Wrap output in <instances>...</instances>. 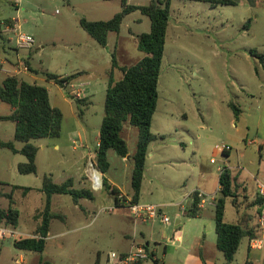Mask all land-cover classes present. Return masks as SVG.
<instances>
[{
	"label": "rangeland",
	"instance_id": "obj_1",
	"mask_svg": "<svg viewBox=\"0 0 264 264\" xmlns=\"http://www.w3.org/2000/svg\"><path fill=\"white\" fill-rule=\"evenodd\" d=\"M150 1L129 0V4L146 6ZM210 4L200 0H170V20L158 85L159 99L150 127L156 138L148 147L144 174L146 192L139 201L142 204L163 206L162 212L171 219V223L166 225L155 220L136 226L127 206V199L132 200L133 197L131 159L123 160L114 150H110V170L104 176L96 165L94 153L105 115L104 102L108 87L105 74L112 64V55L115 53L121 66H132L140 61L144 55L138 50V36L149 32L150 19L140 11L127 15L120 33H110L108 46L104 48L81 27L80 20L108 21L122 11L121 0H23L20 7L15 6L12 0H0V60L16 57L11 52V48L16 47V34L5 33L8 25L16 23L21 26V32L33 36L36 41L34 67L62 75L92 68L90 75L93 76L82 79L84 82H93L89 88L93 96L89 99L84 97L81 104L75 102V97L69 96V89L57 88L42 80L38 82L49 89L53 106L62 111L64 118L59 138L33 141L39 148L36 173L20 174L18 164L26 157L0 147V209L8 210L9 195H12V207L20 213L17 227L0 222V228L15 232L12 236L0 237V264H39L41 260L50 264H110L109 254L127 252L135 234L137 243L149 242L148 249L155 251L161 262L181 264L177 255L182 252V248L177 249L178 243L171 246L166 240L173 238L175 230L184 224L185 247L200 244L197 227L205 225L208 228L214 221L215 208L209 203L205 206V223L200 225L199 221L188 223L187 216L180 214V207L174 203L197 187L198 183H202L200 178L205 174V168L216 169L222 165V161L212 154L213 150L231 144V140L237 136L241 137L236 128L242 126L239 121H235L234 126L225 111L219 116L213 113L215 108L211 94L215 90L223 96L224 88L234 92L231 84L234 77L219 65L217 70L220 80L214 81L202 63L206 60L208 46L224 44L226 49L217 61L221 63L233 55L231 59L239 65L241 52L238 55L231 52L240 47L237 30L244 9L225 6L211 12ZM226 12L231 13L235 22L234 26L230 25L224 31ZM8 38H12L13 42H9ZM19 53L26 56L27 52ZM246 67L252 68L249 65ZM122 76L119 70H115L114 79L118 80ZM75 86L85 90L84 85ZM256 86L257 83H254L253 89ZM10 108L0 101V117L7 115ZM201 113L207 114V120L215 127L209 137L206 130L198 128L202 120ZM244 119L248 118L245 116ZM122 137L127 142L129 154L133 155L139 140L138 128L125 124ZM0 138L13 142L15 146L23 144L15 140V124L10 121L0 120ZM249 138H252V130ZM242 144L245 146L244 140ZM247 150L258 154V148ZM211 159L217 164L212 165ZM94 170L102 174L100 187L94 186L91 175ZM45 175H52L58 184L72 178L76 189L92 191L95 199H81L76 204L70 195L53 196L52 212L56 218L51 222L45 251L34 253L16 249L14 241L34 237L40 225L46 204V195L41 191ZM104 177L123 190L113 187L109 182L123 195L125 201L120 203L122 207H116L117 195L106 190ZM15 186L31 187L32 190L23 193L21 189H13ZM188 201L189 198L183 203L186 213L191 206ZM232 212L234 210L229 207V217ZM178 215L182 217L179 219ZM261 237L263 249L256 251L255 255L264 258V235ZM166 244L167 256L164 254ZM247 250V239H244L232 264H245ZM208 257L212 258L214 264L225 262L223 254L214 248L209 251Z\"/></svg>",
	"mask_w": 264,
	"mask_h": 264
},
{
	"label": "trees",
	"instance_id": "obj_2",
	"mask_svg": "<svg viewBox=\"0 0 264 264\" xmlns=\"http://www.w3.org/2000/svg\"><path fill=\"white\" fill-rule=\"evenodd\" d=\"M213 5H235L231 0H204ZM122 11L108 21L80 20L81 27L100 46L106 48L110 33L119 34L124 18L140 11L150 19L149 32L139 34L138 50L144 57L132 66L119 65L115 53L112 55V68L108 72V87L105 99V115L100 126L99 145L96 151V165L100 172L106 176L110 170L108 152L114 150L122 159L130 157L133 163L131 185L133 190V203H139L142 184L145 174L148 147L155 140L151 128L153 117L157 110L159 92L158 85L161 75V66L165 54L167 30L170 20V0H151L146 6H134L129 0H121ZM260 60L264 55L255 54ZM115 70H119L123 77L114 79ZM81 73L67 77H61L52 73H45L49 81L57 85L71 83ZM0 101L8 104L12 112L8 116L0 117L2 121H10L15 124V140L23 143L19 150L13 142L2 141L0 147L11 150L15 154H21L27 161L18 164V172L22 175H31L37 172V154L39 148L33 144L38 139H57L61 136L63 113L51 105L48 90L36 84H30L20 80L17 76H7L0 84ZM78 104L82 100H76ZM235 116H239V110L232 105ZM125 124L138 128L139 140L135 153L130 156L126 140L122 137ZM219 197L215 200V226L217 234V249L223 254L225 264H232L239 250L243 238L248 237L252 241L254 235L246 231L241 224H229L225 222L226 201L235 197L234 179L228 169H224L220 175ZM104 186L116 196L117 207L119 204V190L111 187L108 179L104 177ZM13 189H21L23 193H29L32 188L15 186ZM41 191L46 195V204L41 215V222L34 237L23 238L14 241V247L22 251L43 253L50 233L51 222L56 218L52 212V199L55 195H70L78 204L81 199L94 201L95 196L90 190L76 189L74 179L70 178L62 184L55 183L52 175H45ZM10 207L8 210L0 209V222L8 223L14 227L19 224L20 213L14 209V200L9 195ZM260 206L262 200H260ZM201 199L198 193H194L193 201L187 211L189 218L201 216ZM149 246V242H146ZM203 264L205 260L201 257ZM39 264H50L41 260ZM246 264H251L247 262ZM264 264V263H263Z\"/></svg>",
	"mask_w": 264,
	"mask_h": 264
},
{
	"label": "crops",
	"instance_id": "obj_3",
	"mask_svg": "<svg viewBox=\"0 0 264 264\" xmlns=\"http://www.w3.org/2000/svg\"><path fill=\"white\" fill-rule=\"evenodd\" d=\"M231 1H233L235 5L210 4V10L211 12H215L220 7L225 6H236L237 8L242 7V9H244L241 12V21H239V28L237 30V40L240 42V47L234 48L231 52L234 55H238L239 52H241V56H239V65L237 66L233 62V59H231L233 55L230 59L223 60V62L221 63L217 61L219 58H222L221 52L226 49L224 48V44H214L208 46L206 50V60L203 61L202 64L206 68V72H208L211 77H214V81L220 80L219 71L217 70V67L219 65H221L223 68H226L227 73L232 74V76L234 77L231 82L232 86L234 87V92H229L228 89L224 88V94L223 96H220L214 90L213 94H211V97L213 101L212 105L215 108L213 110L215 116H219L220 114H222V112L225 111L230 115V122L233 125L235 124V121H239L242 123L241 127L237 126L236 128L237 133H241V137L237 136L235 140H231V144H224L232 148L230 152L223 153L220 149L215 148L212 154L222 161V165H219L216 169L205 168V174H202V178H200L202 183H198L197 187L192 189L190 192H187L180 200H178V202L174 204L180 207V214L187 216V213L185 212V208L183 206L184 201L189 198L190 201L188 202L192 203L194 193H196V191L198 190L203 191L205 193V202L203 204H200V208L202 211L201 216L198 218H189L187 216V219L188 223L194 221H199V224L205 223L203 218L205 206L209 203V205L215 208V200L219 197V191L221 188L219 184L221 169H228L234 179L235 197L229 198L226 201L225 222L232 225L241 224L246 231L252 232V234L254 235V239H262L263 241V238L261 236L264 235V233H259L257 230V217L260 211L259 202L261 200L259 196V185H264V60H260L255 54L264 55V4L261 5V3H259L257 0ZM225 14L226 16L224 17V19L226 21V29H224V31H227L230 25L234 26L235 18L232 17L230 12H226ZM5 35H3V37H5ZM8 41L13 42L12 38H8ZM34 47L26 51V56H21L19 51L15 47L11 48V52L15 53L16 57L14 56L9 57V59L0 60V78L2 77V79H0V84L7 76H17L20 80L26 81L30 84L41 86L38 82H41L42 80V82H49V84H53L57 88H61L54 81H49L46 78L45 73L52 72L44 70L43 68H37L33 66V60L35 56L34 52L36 51L34 50ZM43 50L44 46L42 47V51ZM106 57L109 62V55L107 54ZM240 63L242 65H240ZM24 65L28 67L27 72L23 70ZM248 65L252 66V68L246 67ZM111 68L112 64L109 69L106 70L107 72L105 75L107 77L108 72L111 70ZM91 70L92 68H87L83 71L74 73H81V75L72 80V84L74 85L77 84L80 86H85V97H87V99H89L90 96H93V91H89V88H91L93 82H84L82 81V79L83 77H93L92 74L90 75ZM52 74H56L61 77L74 75H62L59 73ZM254 83H257L255 89H253ZM46 89L48 90L50 97L49 102L53 106L51 102L52 97L50 95V91L48 88ZM251 92H254L255 94ZM248 93L252 95H249ZM232 105L236 106V108L239 110L238 117L235 116ZM11 112L12 108H10V112L4 116L10 115ZM245 116L248 118L247 120L244 119ZM201 119L202 120L198 128L202 131L206 130L208 134L207 136L209 137L210 134L214 132L215 127L207 120V114L204 115L203 113H201ZM250 129L252 130V138H249V132H251ZM242 140H244L245 146L242 144ZM98 145L99 141L97 143V148ZM22 147L23 144L21 146H16V148L19 150ZM251 147L258 148V154H256L255 152H247V149ZM248 156L249 158H247ZM94 157H96V151L94 153ZM129 158L130 157H128V159ZM212 160L214 159H211L210 163L212 165H216L217 161L214 160L215 163H212ZM26 161L27 159L20 161V163H24ZM109 182L112 183L111 185L113 187H116L119 190L123 191L112 180L109 179ZM185 188H187V186ZM147 191L150 192L149 189H147ZM145 192L146 190L144 176L141 198L144 196ZM131 194H133V190L131 191ZM229 207L232 209V211L234 210L231 217L228 216ZM178 217L180 219L182 216L178 215ZM215 225L216 224L214 217V221H211V223L208 225V228L205 225L201 228L200 226H198L197 236L200 240V244L192 245L190 248L185 247L186 224L180 226V228H177L174 232L173 238L167 239L166 243H171V246H174L176 245V243H178L177 249L182 248V252L177 255V259L181 262V264H203L201 257L205 260L206 264H214L211 261L212 258L210 259L208 255L209 251H211L213 248L218 250L216 247L217 234ZM191 226L193 228H196L193 225ZM244 239H247L248 246L246 263L250 262L251 264H263L264 258L258 257L257 254L255 255V252L262 250L263 246L261 247V249H252L250 238L245 237L242 239V241ZM167 244L164 248L165 256H167L168 252ZM159 264H165V262H161L160 260Z\"/></svg>",
	"mask_w": 264,
	"mask_h": 264
},
{
	"label": "built area",
	"instance_id": "obj_4",
	"mask_svg": "<svg viewBox=\"0 0 264 264\" xmlns=\"http://www.w3.org/2000/svg\"><path fill=\"white\" fill-rule=\"evenodd\" d=\"M259 3L264 4V0H257ZM15 6L20 7L23 0H12ZM15 32L16 39H15V48L18 51H27L32 49L35 46V39L33 36L25 34L21 32V26L19 24H12L8 25L5 28V33ZM23 70L25 72L28 71V67L26 65L23 66ZM62 89L68 90L70 97H75L77 100H81L85 97V90L83 88H76L74 84L71 83H64L63 86H60ZM217 149H220L223 153L230 152L232 148L228 145H223ZM212 163H215L212 160ZM224 169H221V174ZM95 186V182H94ZM101 186V185H100ZM98 186V187H100ZM96 187V188H98ZM198 193L199 198L202 199L201 203L205 202V193L203 191H196ZM259 196L262 200V205L260 206V211L257 217V230L259 233H264V185H259ZM123 195H119L118 199L119 204L124 202ZM128 200V209L130 214L133 218L134 225L137 224H146L148 222H152L155 220H159L163 224H170L171 219L166 216L163 212L162 206H156L153 204H142V203H133L132 200ZM116 205V202H115ZM117 207V205H116ZM114 208H110L109 210H113ZM14 231L10 229L0 228V237L4 238L5 236H12L14 235ZM136 234L133 236L132 245L127 252L117 253L112 252L109 254V263L110 264H159L160 259L156 256L155 251H151L149 246H146V243H137ZM263 246L262 239H254L251 241V248L252 249H261Z\"/></svg>",
	"mask_w": 264,
	"mask_h": 264
},
{
	"label": "bare ground",
	"instance_id": "obj_5",
	"mask_svg": "<svg viewBox=\"0 0 264 264\" xmlns=\"http://www.w3.org/2000/svg\"><path fill=\"white\" fill-rule=\"evenodd\" d=\"M91 175H92V178H93L96 186H100L101 185V181H102L101 173H99L98 171L94 170Z\"/></svg>",
	"mask_w": 264,
	"mask_h": 264
},
{
	"label": "water",
	"instance_id": "obj_6",
	"mask_svg": "<svg viewBox=\"0 0 264 264\" xmlns=\"http://www.w3.org/2000/svg\"><path fill=\"white\" fill-rule=\"evenodd\" d=\"M102 175V174H101Z\"/></svg>",
	"mask_w": 264,
	"mask_h": 264
}]
</instances>
